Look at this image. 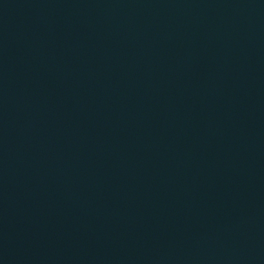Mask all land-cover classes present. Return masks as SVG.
Listing matches in <instances>:
<instances>
[{"label": "water", "instance_id": "1", "mask_svg": "<svg viewBox=\"0 0 264 264\" xmlns=\"http://www.w3.org/2000/svg\"><path fill=\"white\" fill-rule=\"evenodd\" d=\"M0 264H264V0H0Z\"/></svg>", "mask_w": 264, "mask_h": 264}]
</instances>
